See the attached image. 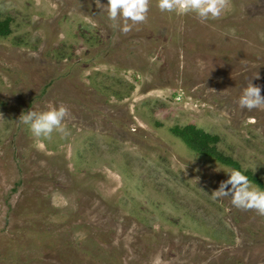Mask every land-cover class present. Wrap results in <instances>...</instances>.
<instances>
[{"label":"rangeland","instance_id":"374dc122","mask_svg":"<svg viewBox=\"0 0 264 264\" xmlns=\"http://www.w3.org/2000/svg\"><path fill=\"white\" fill-rule=\"evenodd\" d=\"M157 3L125 34L97 0H0V264H264V216L212 194L235 169L173 132L264 182V109L237 102L264 95V0ZM60 104L66 137L20 119Z\"/></svg>","mask_w":264,"mask_h":264},{"label":"clouds","instance_id":"9594fccd","mask_svg":"<svg viewBox=\"0 0 264 264\" xmlns=\"http://www.w3.org/2000/svg\"><path fill=\"white\" fill-rule=\"evenodd\" d=\"M100 4V0H97ZM150 0H107L100 4L107 11L112 26L127 34L133 26L143 23L147 19ZM157 7L161 11L175 12L180 15L195 14L199 20L206 22L209 19H218L230 9L231 0H158ZM259 75L254 79H259ZM211 90V89H210ZM238 105L241 109H264V95L261 86L251 81L242 89L238 96ZM226 115V114H225ZM69 116V110L63 104L49 107L44 111H27L21 114L22 123L29 127L34 137L50 139L54 132L66 137L69 135L64 123ZM214 198L229 197L231 204L243 210H255L264 216V190L253 185L249 178L239 170H232L228 179L222 181L219 187L212 192ZM154 264H162L157 256Z\"/></svg>","mask_w":264,"mask_h":264},{"label":"trees","instance_id":"16d2710c","mask_svg":"<svg viewBox=\"0 0 264 264\" xmlns=\"http://www.w3.org/2000/svg\"><path fill=\"white\" fill-rule=\"evenodd\" d=\"M8 21L6 19L0 20V36L7 35L9 33ZM174 134L182 137L189 147L197 150L198 152L206 155L212 156L218 162L233 167L235 170L241 171L245 174L250 181H253L257 186H259L262 190H264V182L258 179L255 176H252L247 171L241 170L238 163L232 160L229 157L224 156L223 154L217 153L213 151L211 147H209V143L215 140L214 136L208 135L204 133L202 130L197 129L191 125H188L183 128L174 127Z\"/></svg>","mask_w":264,"mask_h":264}]
</instances>
